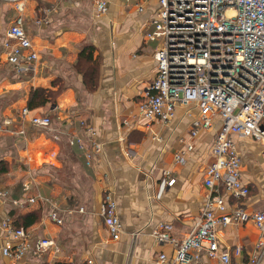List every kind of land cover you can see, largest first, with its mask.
<instances>
[{
  "label": "crops",
  "instance_id": "crops-1",
  "mask_svg": "<svg viewBox=\"0 0 264 264\" xmlns=\"http://www.w3.org/2000/svg\"><path fill=\"white\" fill-rule=\"evenodd\" d=\"M95 1L26 0L23 25L37 57L18 67L6 60L14 45L7 36L14 19L2 29L5 14L16 13L0 2V264H12L1 250L19 244L3 232L2 221L21 226L25 216L36 219L24 227L30 245L37 239L52 245L28 250L17 264H80L86 258L96 264H158V254L170 258L173 248L158 245L152 230L168 224L170 237L180 241L195 227L209 195L203 170L212 162L220 118L191 139L198 116L192 106H178L165 124L138 115L137 103L156 72V42L145 34L152 29L157 0H109L100 17ZM88 54L95 68L93 89L79 71L88 65ZM35 89L60 91L54 103L30 108ZM24 108L29 115H47L50 126L33 127L21 115ZM75 139L82 148L70 144ZM189 142L191 152L176 165L175 154ZM233 142L249 189L240 208L264 211L261 146L250 138L234 136ZM93 143L101 145L100 153L92 152ZM105 190L114 195L122 228L116 242L101 216ZM218 237L220 248L241 249L239 256L230 254L229 264H248L258 237L252 222L220 228ZM195 255L192 264H218L203 251ZM258 264H264V255Z\"/></svg>",
  "mask_w": 264,
  "mask_h": 264
},
{
  "label": "built area",
  "instance_id": "built-area-1",
  "mask_svg": "<svg viewBox=\"0 0 264 264\" xmlns=\"http://www.w3.org/2000/svg\"><path fill=\"white\" fill-rule=\"evenodd\" d=\"M16 13L7 36L14 45L6 54L8 63L18 67L36 60V52L23 25L26 0H0ZM109 0H96V17L107 12ZM158 7L150 22L151 31L145 38L156 42L153 59L155 77L143 99L137 103L140 118L168 123L178 106L193 107L198 116L192 122L191 139L200 131L213 127V119L220 118L211 145V163L203 170V185L208 190L204 207L195 227L184 238L170 237L171 226L159 224L151 236L158 245L168 244L173 255L158 254V264H192L195 253L203 251L205 259L218 264H229L230 254L239 256L241 249L220 248L218 230L229 225L250 221L257 231V241L248 264H258L264 255V211L248 213L240 203L249 195L241 180V157L233 137L250 138L261 146L264 161V0H157ZM33 127L47 128V115H29L21 111ZM3 125L0 123V131ZM71 145L82 148L79 139ZM97 154L101 145L92 144ZM192 143L183 144L175 154L174 163L182 165ZM169 179L167 186L173 185ZM225 194V195H224ZM4 195L0 192V206ZM232 201V208L228 201ZM101 216L111 241H118L122 228L117 205L111 191L105 190ZM52 220H56L54 214ZM3 232L13 235L19 244L5 246L1 251L12 264H17L25 253L42 251L52 245L49 239H37L33 245L29 235L15 229L11 220L1 223ZM80 264H96L86 258Z\"/></svg>",
  "mask_w": 264,
  "mask_h": 264
},
{
  "label": "trees",
  "instance_id": "trees-1",
  "mask_svg": "<svg viewBox=\"0 0 264 264\" xmlns=\"http://www.w3.org/2000/svg\"><path fill=\"white\" fill-rule=\"evenodd\" d=\"M88 57L85 58V63H88V65H86L85 69H79V71L83 74V79H84V85L87 86V88L89 89H93L95 86V68L93 66V64L90 62V58H89V54L87 55ZM77 66H79V63H77ZM60 90L57 91H50V90H42V89H35L31 92L30 95V99H29V107L30 108H34V107H38V106H43L45 105L48 101H53L52 103H54V98L55 95L59 92ZM39 102V103H36ZM31 219V221H29ZM25 216L23 219V222L21 224V226H16L13 227L15 229H19L22 228L24 229V227L32 224L34 221H36V219L34 218H29ZM25 230V229H24Z\"/></svg>",
  "mask_w": 264,
  "mask_h": 264
},
{
  "label": "rangeland",
  "instance_id": "rangeland-1",
  "mask_svg": "<svg viewBox=\"0 0 264 264\" xmlns=\"http://www.w3.org/2000/svg\"><path fill=\"white\" fill-rule=\"evenodd\" d=\"M33 1H34V0H33ZM2 12H4V11L2 10ZM63 13H64V12H63ZM3 14H4V13H3ZM13 19H14V18H13V15H12V14H5V16H4L3 19H2V29H3V30H6L7 27H9V26L11 25ZM8 25H9V26H8ZM27 36H28V38H29V40H30V36H29V34H27ZM9 98L11 99L12 97L9 96ZM9 98H7V99L9 100Z\"/></svg>",
  "mask_w": 264,
  "mask_h": 264
}]
</instances>
